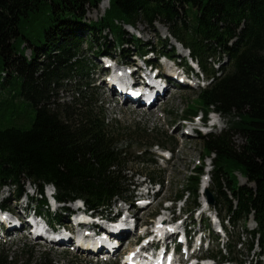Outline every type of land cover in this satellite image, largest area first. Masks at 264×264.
<instances>
[{
    "label": "trees",
    "instance_id": "obj_1",
    "mask_svg": "<svg viewBox=\"0 0 264 264\" xmlns=\"http://www.w3.org/2000/svg\"><path fill=\"white\" fill-rule=\"evenodd\" d=\"M104 1L109 8L102 19L88 21L87 8L99 9ZM139 23L166 26L170 37L164 49L173 39L203 68L210 83L198 98L201 111L205 118L216 111L227 122L219 135L199 134L206 155L214 156L212 192L235 227L254 214L264 250V0H0V92L7 80L17 78L19 96L36 109L30 129L0 130V190L14 188L19 199L26 184L33 185L42 197L35 200L37 211L52 221L44 196L48 185L55 187L61 204L82 200L98 212L118 200L134 206L132 187L143 173H135L132 166L157 164L150 150L174 141L164 134L155 139L139 127L109 126L101 101L91 91L92 70L82 52L94 44L96 33L111 30L119 46L131 44L138 54H148L139 38H125L124 25L134 28ZM107 43L99 56L109 54ZM171 48L169 53H174L176 48ZM121 53L127 54L125 49ZM217 54L227 57L228 71L209 67ZM66 81L80 83V99L72 104L55 97L56 88ZM201 111L192 108L183 118ZM233 135L241 136L244 144L235 145ZM231 171L241 172L254 186H239ZM203 173L201 167L188 177L184 192L190 193L189 211L199 206ZM145 176L164 184L162 173ZM184 192L177 197L183 198ZM235 248L231 245V252ZM22 252L29 258L18 259L1 249L0 264H53L48 253L35 260L28 248Z\"/></svg>",
    "mask_w": 264,
    "mask_h": 264
},
{
    "label": "rangeland",
    "instance_id": "obj_2",
    "mask_svg": "<svg viewBox=\"0 0 264 264\" xmlns=\"http://www.w3.org/2000/svg\"><path fill=\"white\" fill-rule=\"evenodd\" d=\"M103 6L105 7L104 9L102 8ZM108 8V1H104L100 5L99 9H92L91 7H88L86 11L87 20L91 22H97L99 19H102ZM124 29L127 33V35H125L126 39H134L135 37L139 38L142 43L146 44V46L148 47L147 49H150V53L153 52L149 56L152 60H156L159 54H162V52L169 53V51L172 49L171 47L174 46V41L171 40L169 42V47L167 49H164V45H168L165 41H167V37L169 35L167 27L164 25L156 24L152 27L147 24L139 23L137 27L134 28L124 25ZM93 40L94 44L92 46L85 45L83 47L82 58L87 61V63L89 64V69L92 70L91 83H95L91 85V87H93V90L91 91L96 94L94 99L101 101L99 103L100 111L102 112L109 126L115 129L116 127L119 129L129 128L131 130H134L138 127L141 130L147 129L148 133L154 135L155 139H157L156 136H158L156 134H159V136L161 134H164L167 136V138L172 139L171 141H174L175 144L174 145L167 142V148H165L168 150H172L173 152L174 157L171 162L165 164L164 162H161L162 160L159 161L154 157V159L157 160V164L155 165L144 164L140 166H132V169L135 173L139 172L144 174H141L140 177H136V185L142 183V181L146 177V174L151 175L155 172L162 173L164 175L163 193L162 195H160L159 200H157L146 210L138 213L139 218H141L144 222L150 224L152 217L154 216L152 214L160 215L164 208L165 202L168 201L169 204L167 205H170L171 203L175 202L177 194H181L185 191L188 183V177L194 175V171L196 169H199L201 167L203 168V177H205L208 172L212 174L211 172L213 171L214 166V156L208 157L206 155L204 144L199 139V135L197 134V132H191L190 129L184 126V123L182 122V116L185 111L192 110V108L199 109L201 111L198 98L201 90L205 88L210 82H207V79H205L204 82L200 80L198 83L195 80L190 79L189 83H187L188 87L186 88H171L167 99L161 102L155 109L150 112L147 108H139L136 105L131 104H121L108 93V88L103 84V82L105 81V73L104 71H102L103 59H100L98 53L101 51L102 44L107 41L109 42L107 43L109 47L108 53L113 58L130 63L135 60V57H123L121 55V52L123 51V49H125L128 54H135L138 50H136L135 47L131 44H126L123 47L119 46L116 42V37L111 30H106L103 33H96ZM175 48L176 54L183 56V52L180 50V46H177ZM26 56H30V51L26 52ZM213 62L215 63L213 64ZM157 63L159 64L158 67L161 68L163 65H165L164 58L157 60ZM160 64H162L161 67ZM208 64L209 67L212 66L214 69L219 71L222 68H224L225 71H228V69L230 68V63L227 57H222L221 54H217L216 57L211 58ZM3 79V77L0 78V83L3 82ZM7 82L8 83L0 92V130L11 127L28 130L31 128V125L36 117V109L29 102L19 96L21 80L14 78L7 80ZM62 83L63 84H61V87L56 88V100H59L61 103L66 102L72 104L75 100H77V98H79L78 89L80 83L72 81H66ZM92 92L89 91L88 93L92 94ZM220 119L221 120L218 124V127L211 129V133L219 135L227 129V122L224 117L222 116ZM178 126H180V128L176 129ZM187 130L190 131V134L188 135L185 134ZM232 142H234V144L237 146H241L244 144V140L239 135H233ZM132 144H134L135 147L137 145H141L140 142ZM160 149L162 148L155 146L150 151L156 157H160ZM231 175L232 177H234V179H236L235 175L237 176L240 186H254V184L248 183L247 178H245L244 175L241 174V172L235 173V171H231ZM147 179H150V177H147ZM202 181L204 180L202 179V177H200V183L198 186V203L200 204L202 203L203 197V195L200 193ZM158 184L161 183L158 182ZM212 185L213 180L208 190L215 197L214 192H212ZM237 187L238 185L236 183V188ZM33 189L34 187L27 183L25 186V191L28 196L24 195L22 200L18 202L13 201L15 194L14 188L4 187L0 190V200L4 201V203L6 202V207L10 211L9 214L16 213L15 220L21 218V215H19V208H24L27 204H29L30 197L34 192ZM187 204L188 203H185L184 205V202L178 203V209L179 207L185 206L184 213H187ZM34 206H36V202L34 203ZM116 207H119L118 204L116 205ZM213 207L215 206H212V208ZM131 209L133 210L132 207ZM134 211L137 210L135 209ZM224 216L225 213L223 212L222 219L224 218ZM229 225L230 228L227 232L228 241L227 239L225 240V242H228L227 248L225 246H222V244L220 243L217 249L222 250L223 255L229 256V240L236 242L239 235L241 241L235 253H240L241 256H235L237 261L233 264H241L239 263L240 261L245 262V260L248 261L250 259L248 245L249 242L252 241V237L246 233V230L250 232V230L255 229L253 228L255 226H253V222L250 221L248 227L245 230L243 220H241L236 229L233 228V225L231 223ZM20 235L21 234H16V236H12L6 240H0V250L4 249L7 253H10L14 257L16 256V258L18 259H23V257H25V259L29 258L28 255L24 256L22 252L24 249L28 248L31 253L30 257L35 260H38L43 253H48L50 254V261L53 264H95V259L93 257H89L82 253L72 252V248L71 250L69 249V247L49 250V247L43 246V243L36 241L34 242L33 240H27L25 234L24 238H22L23 235ZM134 238L133 236L131 237L129 244L122 251L123 254L133 249L132 247L129 248V246L132 245V240ZM218 259L219 258H217V261ZM114 264L120 263L116 262Z\"/></svg>",
    "mask_w": 264,
    "mask_h": 264
},
{
    "label": "bare ground",
    "instance_id": "obj_3",
    "mask_svg": "<svg viewBox=\"0 0 264 264\" xmlns=\"http://www.w3.org/2000/svg\"><path fill=\"white\" fill-rule=\"evenodd\" d=\"M103 9L105 8L104 6L102 7ZM165 66V75H166V81H165V89H164V91L161 93V95L159 96V97H157V99H156V101L154 102V104L152 105V106H150V107H148V110H149V112L150 111H152L153 109H155L161 102H163L164 100H166L167 99V96L169 95V93H170V89L171 88H184V87H181V86H179L178 84H180L179 83V79H175V77H179L181 74L180 73H178V75H177V73L175 72V69H172L169 65H167L166 63H165V65H163L161 68H160V71L163 69V67ZM107 68H106V65L105 64H103V71H104V73L105 72H107ZM141 70V66L137 63V68H136V70H135V72H139ZM131 80L132 81H134L133 79H132V76H131ZM134 83H135V81H134ZM103 84H104V86H107V87H109V81L108 80H105L104 82H103ZM134 86V85H133ZM112 96L113 97H115L116 95H114V94H112ZM128 104H132L131 102H128ZM134 104V103H133ZM137 107H139V106H137ZM178 128H180V126H178L176 129H178ZM189 133H186V135H188ZM205 180H207V179H205ZM20 207V206H19ZM18 208V207H17ZM22 207H20L19 208V210L21 209ZM251 220V219H250ZM251 222H253L252 220H251ZM166 223V222H165ZM22 226L24 227L25 226V223H22ZM253 226H255V227H253V228H255V229H257V224L255 223V222H253ZM254 229V230H255ZM158 231H159V229H158ZM121 242V241H120ZM256 246H255V249H254V251H253V254H252V257H251V260L252 259H256L257 258V256H258V253L260 252V249H259V236H257V240H256ZM63 247H65V246H63ZM118 252V251H117ZM117 252H116V256H117ZM118 253H120V252H118ZM139 264H141V262L140 261H137Z\"/></svg>",
    "mask_w": 264,
    "mask_h": 264
},
{
    "label": "water",
    "instance_id": "obj_4",
    "mask_svg": "<svg viewBox=\"0 0 264 264\" xmlns=\"http://www.w3.org/2000/svg\"><path fill=\"white\" fill-rule=\"evenodd\" d=\"M206 195H207V197H208V201H209V203H210L211 205H214V203H215V199H214L212 193H211L210 191H208Z\"/></svg>",
    "mask_w": 264,
    "mask_h": 264
},
{
    "label": "built area",
    "instance_id": "obj_5",
    "mask_svg": "<svg viewBox=\"0 0 264 264\" xmlns=\"http://www.w3.org/2000/svg\"><path fill=\"white\" fill-rule=\"evenodd\" d=\"M248 264H250V263H248Z\"/></svg>",
    "mask_w": 264,
    "mask_h": 264
}]
</instances>
